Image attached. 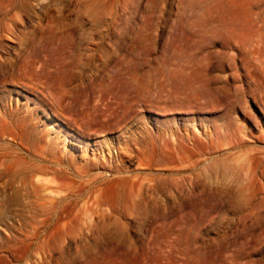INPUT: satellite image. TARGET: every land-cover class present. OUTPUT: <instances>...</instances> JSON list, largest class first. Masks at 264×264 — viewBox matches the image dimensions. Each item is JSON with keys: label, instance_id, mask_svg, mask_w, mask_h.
Wrapping results in <instances>:
<instances>
[{"label": "rangeland", "instance_id": "1", "mask_svg": "<svg viewBox=\"0 0 264 264\" xmlns=\"http://www.w3.org/2000/svg\"><path fill=\"white\" fill-rule=\"evenodd\" d=\"M0 264H264V0H0Z\"/></svg>", "mask_w": 264, "mask_h": 264}]
</instances>
